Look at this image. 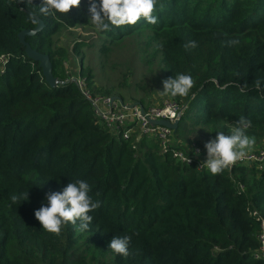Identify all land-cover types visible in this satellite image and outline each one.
Returning a JSON list of instances; mask_svg holds the SVG:
<instances>
[{
	"label": "trees",
	"instance_id": "1",
	"mask_svg": "<svg viewBox=\"0 0 264 264\" xmlns=\"http://www.w3.org/2000/svg\"><path fill=\"white\" fill-rule=\"evenodd\" d=\"M41 2L0 0V264H264L254 256L260 223L264 233V170L233 165L213 175L160 153L147 136L112 135L68 79L66 45L54 38L78 25L92 29L70 47L72 76L92 94L117 91L122 100L125 87L144 92L137 102L145 103L147 93L162 94L163 80L190 74L187 97L162 94L184 105L173 131L184 152L225 124L238 127L241 117L251 121L246 134L255 149L264 146V0H157V24L141 18L101 32L89 0L56 18L39 14ZM33 10L41 26L24 41L47 56L59 81L53 87L17 38L36 25ZM189 41L197 47L186 48ZM90 51L109 58L111 71L124 63L112 85L97 81ZM131 74L136 80L126 83ZM78 179L101 202L89 228L78 231V220L59 236L45 231L35 210L47 204V193ZM113 236L131 237L127 256L108 248Z\"/></svg>",
	"mask_w": 264,
	"mask_h": 264
},
{
	"label": "clouds",
	"instance_id": "2",
	"mask_svg": "<svg viewBox=\"0 0 264 264\" xmlns=\"http://www.w3.org/2000/svg\"><path fill=\"white\" fill-rule=\"evenodd\" d=\"M157 0H89L88 12L91 23L96 32L108 31L110 25L121 27L125 25H135L143 18L148 24L158 23L157 17L153 15L156 11ZM81 0H42L39 14L56 18L57 13L67 14L72 8H79ZM163 6L161 5V8ZM32 23L40 22L39 15L35 10L29 12ZM233 46L240 43L238 38L229 41ZM186 48H196V41H189ZM194 79L190 74L180 73L175 78H168L162 81L163 95L187 97L194 87ZM256 87H260V81H256ZM170 119L178 120L175 113L170 114ZM238 127L231 129L230 135L218 132L214 139L205 143L207 159L203 165L213 174H219L225 169L235 165L237 161L243 159L247 151L251 150L255 144V137L246 134V130L251 126V121L241 117L237 122ZM199 155V153H197ZM189 163V160H188ZM90 184L78 179L68 183L62 191H55L46 194L47 204L35 210V218L42 228L52 234L59 236L62 228L71 223L76 225L79 220L78 231H85L89 228L93 220L90 212L98 209L101 205L99 200L93 201L89 193ZM12 201L17 197L13 195ZM130 236H113L108 248L115 254L127 256L129 254L128 245Z\"/></svg>",
	"mask_w": 264,
	"mask_h": 264
},
{
	"label": "built area",
	"instance_id": "3",
	"mask_svg": "<svg viewBox=\"0 0 264 264\" xmlns=\"http://www.w3.org/2000/svg\"><path fill=\"white\" fill-rule=\"evenodd\" d=\"M2 60L0 56V63ZM68 79L75 83L81 96L89 102L92 114L112 135L124 139L129 136L134 138L147 136L157 143L160 153L168 152L177 162L191 165L198 171L208 170L203 162L207 159L205 143L211 139L198 143L190 142L186 152L180 148L181 145L179 147L175 145L172 125L177 120L170 119V114L175 113L179 116L184 105L167 97L149 103L137 101L127 103L119 99H111L109 95L92 94L85 80L80 76L71 75ZM247 164H253L258 170H264V146L247 151L245 157L237 161L235 165ZM258 239L261 244L260 251L255 252L254 256L264 260L262 223H260Z\"/></svg>",
	"mask_w": 264,
	"mask_h": 264
},
{
	"label": "rangeland",
	"instance_id": "4",
	"mask_svg": "<svg viewBox=\"0 0 264 264\" xmlns=\"http://www.w3.org/2000/svg\"><path fill=\"white\" fill-rule=\"evenodd\" d=\"M69 31H70V33H67V31H64L62 29L55 35L54 38H55L57 44L62 43V44L66 45L65 51L68 54L67 55L65 54L64 58L62 59V65H63V68L66 70V74L67 75L70 74V76H71L72 74H74V70L76 67V62H75L76 56L74 55V52L70 51L71 44L73 43L72 41L74 39H77V36L84 37L93 31L88 26H80V25L75 26L74 28H71ZM100 56L101 55L98 52L90 51V66L94 69L95 75H97L99 77V79L97 81H101L103 84H106V85H112L114 83V81L111 80V77L117 73L124 72L125 71V65L120 60V61H118V63L122 67V69L119 71H111L109 69V66L111 65L109 58H107L106 61L102 62V58ZM127 56H128V54H127ZM132 75L133 74L129 75L126 78L127 79L126 83H128V81L130 83H132V81L136 80V79H134V77ZM126 86H128V84H126ZM119 93L121 94L122 101L127 102V103H132V102L138 101L139 95L143 94L144 92L134 90L133 92L128 93L126 91V88L122 87L121 89H119ZM147 94L148 95L146 96L145 101H144L147 103L155 102V101H158L160 98L165 97L159 91L149 92ZM114 95H118V92L112 91L111 96H114ZM233 128H235V127L231 126V125L228 126L227 124H225L223 126V129L221 132H223L225 135H230V131ZM189 137H193V136L190 135Z\"/></svg>",
	"mask_w": 264,
	"mask_h": 264
},
{
	"label": "water",
	"instance_id": "5",
	"mask_svg": "<svg viewBox=\"0 0 264 264\" xmlns=\"http://www.w3.org/2000/svg\"><path fill=\"white\" fill-rule=\"evenodd\" d=\"M41 26V22L36 24L32 29L21 30L17 33L19 43L24 47V54L32 61L37 62V66L40 69L41 75L44 81L51 87L55 86L59 81L56 80L50 71V63L45 54L39 53L35 49L31 48L25 41L24 36L35 33ZM111 99H119L116 96H110ZM120 100V99H119ZM177 122V121H176ZM176 122L172 125L173 129L176 126Z\"/></svg>",
	"mask_w": 264,
	"mask_h": 264
}]
</instances>
